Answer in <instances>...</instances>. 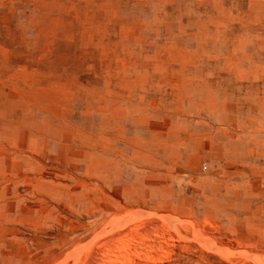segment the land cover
Listing matches in <instances>:
<instances>
[{
    "label": "rangeland",
    "instance_id": "374dc122",
    "mask_svg": "<svg viewBox=\"0 0 264 264\" xmlns=\"http://www.w3.org/2000/svg\"><path fill=\"white\" fill-rule=\"evenodd\" d=\"M0 264H264V0H0Z\"/></svg>",
    "mask_w": 264,
    "mask_h": 264
},
{
    "label": "bare ground",
    "instance_id": "6f19581e",
    "mask_svg": "<svg viewBox=\"0 0 264 264\" xmlns=\"http://www.w3.org/2000/svg\"><path fill=\"white\" fill-rule=\"evenodd\" d=\"M232 103V102H231Z\"/></svg>",
    "mask_w": 264,
    "mask_h": 264
}]
</instances>
